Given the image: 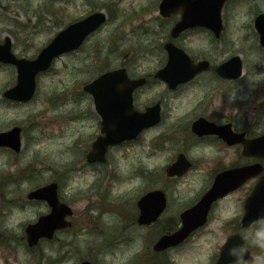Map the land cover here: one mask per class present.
I'll list each match as a JSON object with an SVG mask.
<instances>
[{
  "label": "rangeland",
  "instance_id": "374dc122",
  "mask_svg": "<svg viewBox=\"0 0 264 264\" xmlns=\"http://www.w3.org/2000/svg\"><path fill=\"white\" fill-rule=\"evenodd\" d=\"M158 2L0 0V38L9 36L14 52L26 57L34 56L67 23L95 10L107 16V21L89 35L78 50L56 58L50 70L39 77L37 96L32 103L5 105L0 96V128L22 120L39 125L33 132L40 136V167H53L56 172L76 167L69 177L71 186L63 189H69L74 211L75 224L70 231L72 249L64 262L63 250L57 249L55 255L61 261L57 260L56 264H77L81 259H89L93 264H212L220 246L239 223V219L232 218L234 214H241L248 186L220 200L197 236L167 255L154 254L152 243L160 233L159 228L168 224L174 226L176 219H161L149 228L131 224L132 219L128 218L134 212L136 199L149 184H165L164 167L173 160L172 146L165 144V149H155L150 154L147 140L167 123L144 133L135 142L111 147L106 162L95 166L97 171L86 164L85 150L99 133V126L91 97L82 86L99 72L124 65L131 76L146 75L149 82L135 92L136 107L142 109L162 98L164 121L173 120L179 112L181 103L172 100L175 95L152 78V73L166 60L163 43L174 21L160 17ZM260 10H264V0H229L222 10L224 33L221 39L216 40L209 32L196 29L186 33L179 42L191 56L202 54L212 63L240 54L245 59L243 71H257L259 64L248 60L244 54L243 34L246 26L253 23L255 12ZM14 77L10 70L0 67V86L12 82ZM249 90V86L242 85L234 89L230 97L244 99ZM254 105L255 100L247 104L249 118L256 116ZM145 166L155 170L153 173L158 175L155 179L163 176L162 181L153 179L149 183L143 176L134 178L136 171ZM188 177L191 188L194 176ZM179 189L183 199L191 195L186 186ZM169 193L177 196L172 188ZM170 207L175 210L177 203L171 201ZM17 220L12 219L13 223ZM244 232L249 237L252 258L239 264H264V222Z\"/></svg>",
  "mask_w": 264,
  "mask_h": 264
},
{
  "label": "flooded vegetation",
  "instance_id": "af4514ba",
  "mask_svg": "<svg viewBox=\"0 0 264 264\" xmlns=\"http://www.w3.org/2000/svg\"><path fill=\"white\" fill-rule=\"evenodd\" d=\"M178 19L179 14H176L171 27ZM195 30L187 29L172 37L169 29V37L166 41H172L175 45L186 51L184 46L180 44L179 39H182L186 33ZM244 30L243 40L246 42L244 54L248 60L259 64V70L252 72L242 71L239 75L232 78L229 75L215 72L213 67L216 63H212L206 57L201 56L202 54L198 57H193L187 52L194 62L204 59L208 60L209 68L197 72L191 79L179 83L174 89H169L164 82L154 77L155 72L152 73L154 81L162 82L165 90L175 95L176 98L172 100L181 103L179 104V112L176 113L174 119L169 122L164 121V102L162 98H158L154 102L145 105L142 109L159 103L161 120L157 124L143 130L135 139L123 141L119 144L135 142L144 133H148L167 123L165 128H161L156 135L151 136L147 140L150 154L155 149H165V144L166 146H172L170 149L173 153V160L168 162L164 167L165 184L160 183L161 185L158 184L159 186L149 184L148 188L144 191V193L152 190L163 191L165 194V205L157 212L153 222L139 224L137 222L139 215L137 207L138 197L134 207H132V209L134 208V212L128 218L132 219L133 223L131 224L135 223L139 227L148 228L158 224L161 219H176L177 222H175L174 226L168 224L167 227L161 226L159 228L158 232L160 233L156 236L153 243L160 235L180 227L182 214L202 198L211 188L218 175L225 171L228 172L232 169L245 166H253L259 170L255 176L247 179L239 187L213 201L207 212V221L203 226L194 229L187 238L174 246L163 250H154V254L156 255H167L171 250L183 247L191 237H196L199 231L206 226L220 200L248 186L242 199L241 214H234L232 218L239 219V223L235 225V230L232 233H240L245 237V247L249 249L250 255L245 260L230 264H239L252 258L249 237L245 234L244 230H248L264 222V218L256 220L247 226H243L240 219H242L244 213L243 203L245 198L251 192L254 184L264 175V143H252L250 141L264 135V44L261 41V35L253 23L247 25ZM205 31L213 36L209 30L205 29ZM6 36L0 38V43L4 42ZM222 36L223 34L218 39L216 38V40L221 39ZM12 42L11 39V45L13 46ZM241 60L244 69L245 59L242 56ZM0 67L10 70L15 75L12 82L0 86L1 101L5 105L10 106L32 103L37 96V88L32 98L27 101H17L3 97L4 92L16 82L17 68L12 63L1 61ZM38 75L36 77L37 84L39 81ZM140 76L145 78L143 86L146 85L149 82L148 77L146 75ZM242 85L249 86L250 90L247 91V97L241 100H232L230 94L234 89ZM139 88H136L133 93L135 107V92ZM187 91L189 92L187 93ZM254 100L256 101V105H254V110L257 111L256 116L249 118L246 112L247 104L254 102ZM96 116L98 117L100 129L101 119L97 114ZM38 127L39 125L35 121L22 120L0 128V132L17 129L16 132H12L8 137H5V143L0 144L1 264H56L57 260L61 261V258L57 259L55 255L57 249L63 250V262L68 259L67 255L72 249L71 238L73 235L70 231L74 228L75 224L74 211L70 203L71 195H68L69 189L68 191L66 190L67 192L63 191V189L71 186L69 177L72 172L76 171V167H67L56 172L53 167L39 166L40 150L38 143L40 136L39 134L38 136L34 135L33 132L35 129L38 130ZM91 142L85 150V160L90 150ZM178 156L179 171L176 174L168 175L166 171L167 166ZM86 164L94 168V171H97L95 170V166L101 165L98 162L89 163L87 161ZM153 171L155 172L151 167L145 166L136 171L134 178L143 176L149 183L153 179L161 182L163 176L162 178L155 179L158 175H155ZM190 175L194 176V184L191 188L188 177ZM46 186H48V189L41 193L39 189ZM179 186L189 188L188 190L191 195L183 199V195L179 194ZM169 188H172L173 192L177 191V196L171 195ZM55 195L60 203L70 208V212L68 213L67 207L64 209L59 204L57 205L59 214L61 212L64 215H61L60 218L67 219L70 225L55 229L49 234L46 231L49 228V224H45L38 227L35 233L29 234L27 228L30 225L37 223L39 219H46V216L53 211L52 203L55 202ZM171 201L177 203L175 210H171ZM12 219L19 220L13 223ZM52 219H55V217ZM124 235L132 236L126 233ZM126 239L132 240L131 238ZM56 241H58L57 247L55 246ZM82 260L84 259L80 261ZM214 263L215 259L212 264Z\"/></svg>",
  "mask_w": 264,
  "mask_h": 264
},
{
  "label": "water",
  "instance_id": "95a60500",
  "mask_svg": "<svg viewBox=\"0 0 264 264\" xmlns=\"http://www.w3.org/2000/svg\"><path fill=\"white\" fill-rule=\"evenodd\" d=\"M225 0H160L158 9L162 16L181 10L180 19L172 27V35L185 28L204 26L210 28L216 35L221 30V8ZM106 20L103 11L89 13L61 30H59L51 41L46 44L34 59L16 58L10 51V42L6 38L0 44V60L12 62L17 66V83L6 90L4 95L11 99L27 100L34 90V77L37 72L49 67L52 59L61 53L68 52L80 46L84 38L97 29ZM255 25L261 34L264 44V12L255 18ZM168 59L166 64L157 71L156 75L174 87L180 81H186L196 72L207 68V62L201 61L194 64L188 55L171 42L164 45ZM214 70L220 74L236 77L242 71L240 57L234 55L226 61L215 66ZM143 79L130 80L124 68L106 71L84 85L93 98L96 110L102 115V132L104 135L92 144V150L88 154L89 160H104L106 147L124 138H130L144 126L158 121V106L147 108L145 112H137L133 109L131 92ZM11 132L0 133V142L3 136ZM252 142H264V135ZM179 168V158L168 170ZM252 167L231 170L225 176L216 178L213 186L208 190L201 200L192 208L183 213L182 226L172 234L162 236L155 248L165 247L181 241L193 228L202 224L210 203L217 197L224 195L228 190L238 186L243 180L251 176ZM45 188H41L40 192ZM140 207L139 222H148L151 215L160 210L164 205V195L160 191L146 193L138 201ZM246 212L242 219L243 224H249L254 219L264 216V177L255 185L252 193L245 202ZM41 219L40 223L48 220L54 227L62 226V219ZM153 218V217H152ZM56 221V222H55ZM29 231H34L32 226ZM50 232V231H49ZM244 238L239 234L231 235L222 245L218 259L215 264H227L232 261L246 258L248 251L243 248ZM80 264H91L83 261Z\"/></svg>",
  "mask_w": 264,
  "mask_h": 264
}]
</instances>
